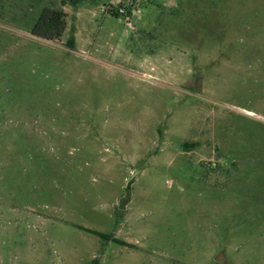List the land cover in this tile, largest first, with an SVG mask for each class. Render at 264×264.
I'll list each match as a JSON object with an SVG mask.
<instances>
[{"label": "rangeland", "instance_id": "obj_1", "mask_svg": "<svg viewBox=\"0 0 264 264\" xmlns=\"http://www.w3.org/2000/svg\"><path fill=\"white\" fill-rule=\"evenodd\" d=\"M122 1L0 0V264H264V0Z\"/></svg>", "mask_w": 264, "mask_h": 264}, {"label": "trees", "instance_id": "obj_2", "mask_svg": "<svg viewBox=\"0 0 264 264\" xmlns=\"http://www.w3.org/2000/svg\"><path fill=\"white\" fill-rule=\"evenodd\" d=\"M67 2H70L75 5L78 3V0H65V2L63 3L66 4ZM66 18V14L63 11L46 9L42 13L39 21L34 26V36L48 41H55L61 39L67 29ZM69 45L74 46L73 39L70 40ZM86 231L96 236H99L107 241H113L121 245H126L124 242H121L117 239H113L108 235L90 230Z\"/></svg>", "mask_w": 264, "mask_h": 264}, {"label": "built area", "instance_id": "obj_3", "mask_svg": "<svg viewBox=\"0 0 264 264\" xmlns=\"http://www.w3.org/2000/svg\"><path fill=\"white\" fill-rule=\"evenodd\" d=\"M138 0H125L121 2L118 14L126 16L128 23L130 24L131 19L139 12L137 9Z\"/></svg>", "mask_w": 264, "mask_h": 264}, {"label": "water", "instance_id": "obj_4", "mask_svg": "<svg viewBox=\"0 0 264 264\" xmlns=\"http://www.w3.org/2000/svg\"><path fill=\"white\" fill-rule=\"evenodd\" d=\"M202 83H203V78L201 76L196 77L193 80H190V82L187 84V88L190 89H197V91H201L202 90ZM217 262L220 263H226V257L225 255L222 253L220 254L217 258H216Z\"/></svg>", "mask_w": 264, "mask_h": 264}, {"label": "flooded vegetation", "instance_id": "obj_5", "mask_svg": "<svg viewBox=\"0 0 264 264\" xmlns=\"http://www.w3.org/2000/svg\"><path fill=\"white\" fill-rule=\"evenodd\" d=\"M193 90H196L197 91V89H193Z\"/></svg>", "mask_w": 264, "mask_h": 264}]
</instances>
